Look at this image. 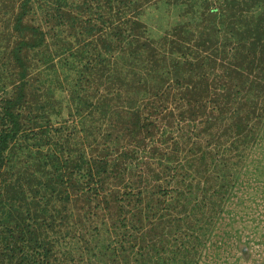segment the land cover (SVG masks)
I'll list each match as a JSON object with an SVG mask.
<instances>
[{
	"label": "trees",
	"instance_id": "1",
	"mask_svg": "<svg viewBox=\"0 0 264 264\" xmlns=\"http://www.w3.org/2000/svg\"><path fill=\"white\" fill-rule=\"evenodd\" d=\"M5 1L0 264H194L264 113V0Z\"/></svg>",
	"mask_w": 264,
	"mask_h": 264
},
{
	"label": "rangeland",
	"instance_id": "2",
	"mask_svg": "<svg viewBox=\"0 0 264 264\" xmlns=\"http://www.w3.org/2000/svg\"><path fill=\"white\" fill-rule=\"evenodd\" d=\"M193 9L201 10L198 0ZM175 12L164 13L149 8L142 20L152 33L161 34L168 29ZM7 2L0 0V105L13 91L12 70L9 60L10 24ZM188 17H191L189 14ZM158 26L162 31L155 29ZM46 91L50 101L59 100L61 93L54 83ZM63 105L60 115L50 112L52 122L65 118ZM256 139L242 151L232 167L234 180L220 213L206 228L203 245L194 264H264V113L254 126Z\"/></svg>",
	"mask_w": 264,
	"mask_h": 264
}]
</instances>
